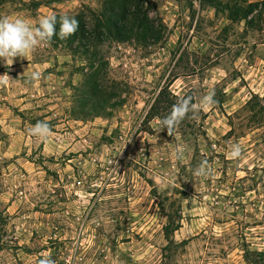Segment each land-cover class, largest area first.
<instances>
[{"label":"rangeland","instance_id":"obj_1","mask_svg":"<svg viewBox=\"0 0 264 264\" xmlns=\"http://www.w3.org/2000/svg\"><path fill=\"white\" fill-rule=\"evenodd\" d=\"M147 3L162 38L101 47L100 89L118 105L98 114L80 104L87 61L65 46L0 59V264H264V118L248 107H264V11L247 29L200 0ZM100 5L0 0V19L38 28ZM161 88L197 106L171 134L146 121Z\"/></svg>","mask_w":264,"mask_h":264},{"label":"trees","instance_id":"obj_2","mask_svg":"<svg viewBox=\"0 0 264 264\" xmlns=\"http://www.w3.org/2000/svg\"><path fill=\"white\" fill-rule=\"evenodd\" d=\"M203 5L214 7L218 12L227 11L228 19L233 23L243 22L247 29H259L261 15L264 11V0L257 3H241L239 0H200ZM147 0H101L100 9L92 11L87 9L68 16L79 22V28L75 34L66 39H60L54 35L49 42L65 46L72 55L83 57L87 61L88 74H86V91L81 96V107L90 112L98 114L101 109L115 107L118 104L112 103L115 94L107 96L102 94L99 78L103 68L101 47L109 43L135 42L142 46L158 43L162 38L161 26H156L148 12ZM56 17V30L59 31L61 15ZM104 66V67H103ZM180 100L169 93L166 88H161L151 105L146 116V121L157 117L162 121L173 105ZM251 111V122H259L264 118V107L255 106L248 102ZM164 113L165 116H162ZM172 230H175L172 228ZM170 227L165 228L168 235L172 231Z\"/></svg>","mask_w":264,"mask_h":264},{"label":"clouds","instance_id":"obj_3","mask_svg":"<svg viewBox=\"0 0 264 264\" xmlns=\"http://www.w3.org/2000/svg\"><path fill=\"white\" fill-rule=\"evenodd\" d=\"M56 17L46 16L39 21V27L33 28L24 20L16 19L9 21L0 19V59H3L6 66H11L16 57L27 58L31 52L41 43H46L54 35H58L60 39H66L76 33L79 28V22L75 18L63 16L60 19L59 31L56 30ZM40 73L33 72L31 79H39ZM9 75L5 73L0 75V86L7 85ZM214 93L204 97L202 106L207 108L214 104ZM196 105L190 108L189 100H181L173 105L171 113L161 121L162 129L166 128L168 134H171L173 129L182 121L189 111H195ZM30 134L38 139L45 140L50 133L49 125L46 122H38L35 126L29 129ZM241 154L239 145H233L230 150V157L237 158ZM203 167L198 169V175H207L203 171ZM39 264H54L47 256L40 260Z\"/></svg>","mask_w":264,"mask_h":264},{"label":"built area","instance_id":"obj_4","mask_svg":"<svg viewBox=\"0 0 264 264\" xmlns=\"http://www.w3.org/2000/svg\"><path fill=\"white\" fill-rule=\"evenodd\" d=\"M105 165H107V164H105ZM108 165H111V161H109V164ZM73 186H81V181L79 180H77V181H75V182H73V184H72Z\"/></svg>","mask_w":264,"mask_h":264}]
</instances>
